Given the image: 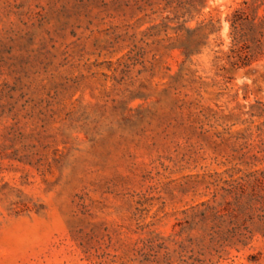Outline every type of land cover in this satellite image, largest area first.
Instances as JSON below:
<instances>
[{
  "label": "rangeland",
  "instance_id": "1",
  "mask_svg": "<svg viewBox=\"0 0 264 264\" xmlns=\"http://www.w3.org/2000/svg\"><path fill=\"white\" fill-rule=\"evenodd\" d=\"M205 1L186 57L177 0H0V264H264L200 222L264 120V59L220 58L243 0Z\"/></svg>",
  "mask_w": 264,
  "mask_h": 264
},
{
  "label": "trees",
  "instance_id": "2",
  "mask_svg": "<svg viewBox=\"0 0 264 264\" xmlns=\"http://www.w3.org/2000/svg\"><path fill=\"white\" fill-rule=\"evenodd\" d=\"M205 5V0H177V7L183 12L175 15L176 26L170 28L176 45H185L186 57L199 45H206L208 36L218 29L212 22L196 27L187 25ZM226 20L230 44L221 60L234 69H243L264 59V0H243ZM206 28L209 32L202 35ZM251 110L250 116L262 117L264 103L258 102ZM239 140L241 142L233 149L237 153L233 168L238 176L230 174L222 181V201L213 205L202 203L205 208L200 212V222H209L211 238L227 224L226 240L246 245L255 231H264V120L254 129L246 128ZM217 194L213 191V202Z\"/></svg>",
  "mask_w": 264,
  "mask_h": 264
}]
</instances>
